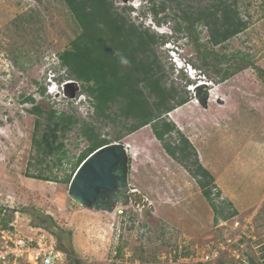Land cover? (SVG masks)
<instances>
[{
	"label": "rangeland",
	"instance_id": "374dc122",
	"mask_svg": "<svg viewBox=\"0 0 264 264\" xmlns=\"http://www.w3.org/2000/svg\"><path fill=\"white\" fill-rule=\"evenodd\" d=\"M110 1L118 12L126 8L123 14L131 23L163 36L156 53L167 84L171 80L182 91L184 79L177 71L181 58L194 62L200 80L210 82L214 102L207 101L206 108L196 104L193 85L184 105L162 115L174 125L166 139L175 142L180 134L188 140L235 215L215 221L190 172L191 161L181 165L167 155L150 126L127 135L123 130L125 137L119 141L130 147L127 181L145 198L144 208L117 203L108 213L73 202L68 185L88 143L75 126L60 138L63 147L57 153L41 156L33 142V109L38 106L43 112L40 118L55 111L90 121L92 99L79 83L64 78L59 94L49 95L46 88L41 92L48 70L64 76L57 55L69 47L79 26L62 0H0V223L11 222L24 236L40 232L53 239L54 249L62 253L56 264L258 261L264 254V0H240L238 11L247 28L213 49L202 27L191 38L186 35L171 6L155 16L150 13L152 4L158 9L161 0ZM168 41L178 46L179 58L170 57ZM197 45L200 51L213 50L210 60L221 74L225 69L233 72L243 54L251 65L221 80L198 61ZM69 82L74 84L68 88ZM82 97L89 99L83 103ZM110 113L114 124L96 126L101 139L114 143V132L124 120L116 106ZM38 175L49 180L28 177ZM5 264L29 263L18 259Z\"/></svg>",
	"mask_w": 264,
	"mask_h": 264
},
{
	"label": "trees",
	"instance_id": "16d2710c",
	"mask_svg": "<svg viewBox=\"0 0 264 264\" xmlns=\"http://www.w3.org/2000/svg\"><path fill=\"white\" fill-rule=\"evenodd\" d=\"M62 1L80 31L69 47L57 55L59 66L65 70L64 76L57 81L62 82L67 78L79 83L82 92L92 99L94 110L90 121L65 113L57 114L55 111L45 112V117L40 118L43 112L35 106L33 111L37 116V129L34 131L33 142L36 152L41 156L57 153L63 147L60 138L76 126L78 135L88 143L87 148L76 159L79 166L97 148L111 143L99 137L96 124L99 122L104 125L107 121L114 124L110 111L116 106L124 121L120 129L114 132L113 142H119L125 137L121 134L123 130L127 135L150 126L167 155L181 165L191 161L193 169L190 172L197 179V185L209 203L215 221L218 216H223L224 219L234 216L231 204L221 198V192L213 186V176L199 164L196 152L188 140L180 134H177L175 142L166 139L174 130V125L162 115L187 102L186 94L189 91L184 88L192 82L181 72L184 79L182 91L178 92L171 80L167 84L156 53L157 47L165 42L163 36L131 23L123 14L126 8H123V13L118 12L110 0ZM239 1L161 0L158 9L152 4L150 13L155 16L157 10L164 11L166 5L171 6L176 11L175 17L184 24L186 35L191 38L196 33V28L202 27L206 31V43L213 49L247 28L248 21L238 11ZM199 48L201 46L197 45L198 61L205 68L210 67L215 71L221 80L251 65L246 54L240 57L236 55L234 57H239V65L233 72L225 69L221 74L217 65L210 60L215 55L213 50L207 52L205 49L200 51ZM125 60L127 63L122 62ZM186 62L198 69L191 60ZM41 92L45 93V87L41 88ZM27 100L33 101L32 98ZM40 120H44V124H40ZM37 130L41 131L39 137ZM28 177L49 180L40 175ZM6 226L0 223V227ZM248 264H264V254L258 261L250 259Z\"/></svg>",
	"mask_w": 264,
	"mask_h": 264
},
{
	"label": "water",
	"instance_id": "95a60500",
	"mask_svg": "<svg viewBox=\"0 0 264 264\" xmlns=\"http://www.w3.org/2000/svg\"><path fill=\"white\" fill-rule=\"evenodd\" d=\"M73 84L69 82L65 86L69 88ZM207 89L206 83H200L194 90L203 108L207 107ZM128 190L125 144L114 142L97 148L77 167L68 185V196L82 207L111 213L115 206L112 203L125 206L129 199H135L127 194Z\"/></svg>",
	"mask_w": 264,
	"mask_h": 264
},
{
	"label": "built area",
	"instance_id": "2783aa9c",
	"mask_svg": "<svg viewBox=\"0 0 264 264\" xmlns=\"http://www.w3.org/2000/svg\"><path fill=\"white\" fill-rule=\"evenodd\" d=\"M190 72L192 73L191 69ZM61 257L62 253L54 249L53 239L47 240L43 233L24 236L11 222L6 227H0V264H5L8 260L15 262L18 259L29 264H56Z\"/></svg>",
	"mask_w": 264,
	"mask_h": 264
},
{
	"label": "clouds",
	"instance_id": "9594fccd",
	"mask_svg": "<svg viewBox=\"0 0 264 264\" xmlns=\"http://www.w3.org/2000/svg\"><path fill=\"white\" fill-rule=\"evenodd\" d=\"M166 45H170L171 47H173V49L175 50V52H176V54H177V57L179 58L180 57V55H179V51H178V46L174 43V42H171V41H168L167 43H165ZM167 49V48H166ZM181 64H182V66H183V68H177V71H182L184 74H186L187 75V72H185L186 71V69H185V66L186 65H189L196 73H191L190 74V76H188L187 75V78L191 81V79H190V77H195V76H199L200 77V73L199 72H197L196 70H195V68H193L188 62H186V60H184V59H182L181 58ZM123 63H127V61L125 60V61H122ZM57 65H59V64H57ZM56 66V65H55ZM188 72H190V70L188 71ZM45 82H46V84L44 85L45 86V88H46V85H47V80H49L50 82H51V86H57V90H58V92H59V90H60V87H61V85H62V82H58L57 81V79L60 77V75H58V74H56V72H53V71H50V70H48L47 71V73L45 74ZM202 81V80H201ZM205 81V80H204ZM192 82V81H191ZM207 82V81H206ZM207 83H209L210 84V82H207ZM189 85H194V82H192V84H189ZM189 91V90H188ZM46 93H47V91H46ZM48 94V93H47ZM50 95V94H49ZM89 98H86V97H82V99H81V101L83 102V103H85L87 100H88ZM2 129H0V137L2 136Z\"/></svg>",
	"mask_w": 264,
	"mask_h": 264
},
{
	"label": "bare ground",
	"instance_id": "6f19581e",
	"mask_svg": "<svg viewBox=\"0 0 264 264\" xmlns=\"http://www.w3.org/2000/svg\"><path fill=\"white\" fill-rule=\"evenodd\" d=\"M208 85V88L210 87V84H207ZM201 88H203V86L201 87ZM208 90V89H207ZM211 94H210V90L208 91V100L207 101H209V100H211V101H213L214 102V100L212 99L213 98V96H214V94L212 95V96H210ZM195 102H196V104H199L196 100H195ZM220 106V105H219ZM130 147H129V145L128 144H125V152H127V150L129 149ZM129 185V184H128ZM134 189V188H133ZM133 189H131L130 187H129V190L127 191V194L129 195V196H134L135 197V199H129V201L128 202H125L124 203V205L125 206H128L129 205V203H131L132 202V204H135V206H137V207H142V208H144V206H145V204H146V200L145 199H143L142 197H143V195H141L140 193H138V191L137 190H133ZM120 203H122V202H120ZM112 204H114L115 205V203H112ZM79 205V204H78ZM114 205H112V207L114 206ZM116 206V205H115ZM140 210V209H139ZM116 211V210H115Z\"/></svg>",
	"mask_w": 264,
	"mask_h": 264
}]
</instances>
